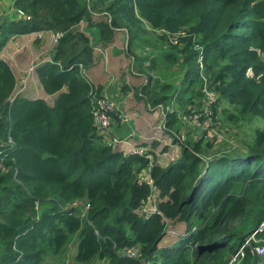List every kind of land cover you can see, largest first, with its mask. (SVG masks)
I'll return each mask as SVG.
<instances>
[{
    "label": "trees",
    "instance_id": "trees-1",
    "mask_svg": "<svg viewBox=\"0 0 264 264\" xmlns=\"http://www.w3.org/2000/svg\"><path fill=\"white\" fill-rule=\"evenodd\" d=\"M14 4L30 18L0 25V53L17 34L62 35L52 59L36 68L45 91L57 94L53 105L14 95V71L0 57V152L9 167L0 174V264H51L49 256L65 252L75 236L77 264H229L243 245L246 255L240 264H254L253 249L264 244V228L259 231L264 223V126L256 128L247 149L207 158L211 139L180 140L177 110H168L165 132L180 144L181 153L167 165L152 151L125 153L108 144L92 112L98 94L82 71L95 63L94 45L79 25L85 21L97 27L103 45L123 29L136 39L147 24L154 30L185 31L182 47L166 53L175 64L181 56L184 87L175 92L171 84L161 86L171 94L143 88L151 104L164 106L176 97L193 106L207 79L219 92L218 101L238 110L230 117L264 120V0ZM187 107L183 112H190ZM148 169L153 184L141 181ZM153 187L158 211L146 216L141 207ZM85 200L90 208L83 216L75 203ZM169 221L185 223L186 232L160 248ZM254 233L260 241L248 244ZM137 245L141 258L123 253Z\"/></svg>",
    "mask_w": 264,
    "mask_h": 264
},
{
    "label": "crops",
    "instance_id": "crops-1",
    "mask_svg": "<svg viewBox=\"0 0 264 264\" xmlns=\"http://www.w3.org/2000/svg\"><path fill=\"white\" fill-rule=\"evenodd\" d=\"M14 3L15 0H0V25L23 17ZM79 27L90 36L94 45L95 57L94 65L82 71L94 85L96 94L108 96L116 104V111L113 113L114 122L110 132L100 133L105 140L112 136L119 137L122 142L116 147L126 153L133 152L136 148H145L155 154L158 162L167 165L161 159L164 151L167 150L168 146L176 147L180 144L169 143L166 129L160 128V124L167 114L158 107L161 104H151L149 96L143 93L142 89L147 86L152 87L151 84L154 80L160 79L162 83L166 82L173 85L176 90V86L180 84V79L183 80V76L185 77V68L182 66L183 63L181 65L179 61L182 60L180 59L181 56L179 62L172 63L166 53L170 50L177 52V50L167 40H164L166 37L162 35L161 30H154L148 24L146 25V32L136 39H131L129 30H118L114 41L108 45H103L99 41L100 34L97 27L90 26L85 21H82ZM55 34L52 31L17 34L12 36L2 49L0 57L10 64L15 74L14 95H21L30 99L43 98L49 104H54L57 94H48L45 91L36 73V68L41 63L52 59L53 50L57 43L54 40ZM148 53L152 54V61ZM64 90H67V87H64ZM137 91H139L140 99L145 98L147 100V111L154 119H149L144 115L145 121H139L138 124H135L133 117H137L139 115L137 113L141 109L140 104L136 105ZM172 102L178 106L176 108L173 105L174 107L171 108L177 110L180 124L182 123L180 116L184 111L183 105L181 101L177 102L176 97ZM190 128L192 127L187 126L184 131L183 128L181 129L183 135L179 136L180 140H183L184 136V140H187L186 134ZM192 131H194L193 135L196 138L197 130ZM193 135L190 136V139ZM147 175L149 176V174ZM76 238L79 245L78 236ZM78 245L74 254L75 261ZM66 252L67 248L62 254L50 255L48 262L51 264L57 261L63 262ZM98 261L96 264H110L108 260Z\"/></svg>",
    "mask_w": 264,
    "mask_h": 264
},
{
    "label": "built area",
    "instance_id": "built-area-1",
    "mask_svg": "<svg viewBox=\"0 0 264 264\" xmlns=\"http://www.w3.org/2000/svg\"><path fill=\"white\" fill-rule=\"evenodd\" d=\"M19 13L23 17L30 18L26 16V14L19 10ZM162 35L166 36L168 42L172 45L182 47L181 39L187 36L185 31H177V32H170L161 30ZM61 33H56L54 40L58 41L61 37ZM197 50L202 51L203 47L201 45H196L195 47ZM198 62L200 67L203 69V56L200 55L198 58ZM202 97L199 98L198 103L195 106H192L190 112L183 113L180 118L185 127L190 126L197 130V135H200L207 139V135L210 136L211 132L214 131L216 134L214 122V115H213V106L219 99V92L216 91L213 87L210 86V83L205 80L202 88ZM162 105V104H161ZM172 111V109H170ZM116 111V104L112 101L108 96L105 95H94L93 101V115L95 125L97 126L99 132H110L111 127L113 126L114 118L113 113ZM160 128L166 129V120L165 118L162 120L160 124ZM215 136V135H214ZM106 142L110 145L116 147L122 140L117 136H112L111 138L107 139ZM146 151L144 148H136L133 152L143 154ZM126 153V152H125ZM7 155L0 152V174L8 171L9 167L7 166ZM150 169L146 170L144 173L149 174ZM141 176V181H147L150 184L152 183V179L147 174ZM75 205L80 206L81 212L83 216H86L88 210L90 208V204L88 201H80L76 202ZM158 211V198L156 195V187H153V193L143 202L141 207L142 214L148 216L149 214L155 213ZM264 228L263 225L259 228V231H262ZM259 239L256 238V233L251 235V237L247 240L249 244L251 241L258 242ZM260 241V240H259ZM246 245L241 246L238 251L233 255L229 264H238L242 261L246 255L245 252ZM254 252L257 253L258 260L255 264H264V244L258 245L253 249ZM123 253L129 257L134 258H141L142 254L140 252V246H134L125 248ZM145 264H152L150 261L145 262Z\"/></svg>",
    "mask_w": 264,
    "mask_h": 264
},
{
    "label": "rangeland",
    "instance_id": "rangeland-1",
    "mask_svg": "<svg viewBox=\"0 0 264 264\" xmlns=\"http://www.w3.org/2000/svg\"><path fill=\"white\" fill-rule=\"evenodd\" d=\"M164 40H167V38ZM167 42H168V40H167ZM170 45H172V44H170ZM172 46H175V45H172ZM148 55L152 61V59H153V57L151 56L152 54L148 53ZM179 61L182 65L181 60H179ZM184 78L185 77L183 76V80L180 79L179 86H176L177 89L173 90V91H175V92L180 91L181 88L184 87V84H185ZM165 83L166 82L162 83V81L160 79H156V80H154L153 84H151V86H152L151 88L155 89V90L157 89L160 94H171L172 93L171 90L160 89L161 86L164 85ZM136 94H137L136 95V100H137L136 105L140 104L141 109L137 113L139 115L137 117H133L134 123L138 124L139 121H145L144 115H146V117L149 119H154L147 111V105H148L147 100L145 98H142V99L139 98V96H138L139 91H137ZM172 103H169V104L164 105V106L159 105L158 107L161 108V110H163L164 113L166 114L167 111L172 109L174 106L176 108H178V106L176 104H174V103L172 104ZM187 105H188V102L185 105H183L182 109H185L187 107ZM195 105H193V106H195ZM216 106H217L216 107V109H217L216 116H215V113L213 111V115H214L213 124L215 126L216 134L214 131H212L210 136L207 135V139L200 136V135H197V137L195 138L193 135L194 131H192V130H194V128H190L189 130H187V134H186L187 140L198 141V140H201L204 138L205 142H208L211 139L210 143L212 145L207 148V151L204 155L207 158L219 156L224 152L235 154V153H238L242 150L247 149V145L254 138L256 128L264 126V120H262L260 117H255L250 121L248 119H243L240 117H239V119H234V118L230 117L231 113L238 114V110L233 105L226 102L224 99H220L219 101H217ZM191 107L192 106L190 105L187 108L190 109ZM183 113H186V112H183ZM166 118H167V115H166ZM166 118H165V120H166ZM181 122H182V120H181ZM177 126L180 127L179 128V135L180 136L183 135V131L186 128L184 126L183 122L180 124L178 123ZM181 129L183 131H181ZM191 135H193L192 139H190ZM184 138H185V136H184ZM184 138H183V140H184ZM168 140H169L170 144L173 143L174 140H173V137L171 134H168ZM179 146H176V147L168 146L167 150L165 149L166 151H164L165 153L161 157L162 162L164 164L165 163L168 164V163L176 160L179 157V155L181 153V147H179ZM185 230H186V224L185 223L169 221L167 224V234H166L165 238L161 241L159 246L161 248L171 246L172 244L177 242L182 235L185 234V232H186ZM76 237L77 236H75L73 238V240L68 244L67 252L64 256V261H63L65 264H76V261L74 259V254L77 250V245H78V240ZM98 262L99 261L95 262L94 264H96Z\"/></svg>",
    "mask_w": 264,
    "mask_h": 264
},
{
    "label": "water",
    "instance_id": "water-1",
    "mask_svg": "<svg viewBox=\"0 0 264 264\" xmlns=\"http://www.w3.org/2000/svg\"><path fill=\"white\" fill-rule=\"evenodd\" d=\"M0 147H1V143H0ZM254 254H255V262H256L258 260V256L256 252H254Z\"/></svg>",
    "mask_w": 264,
    "mask_h": 264
}]
</instances>
